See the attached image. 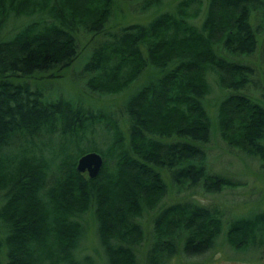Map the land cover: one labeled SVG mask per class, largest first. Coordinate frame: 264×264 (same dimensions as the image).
Wrapping results in <instances>:
<instances>
[{
    "label": "trees",
    "instance_id": "trees-1",
    "mask_svg": "<svg viewBox=\"0 0 264 264\" xmlns=\"http://www.w3.org/2000/svg\"><path fill=\"white\" fill-rule=\"evenodd\" d=\"M162 1L142 0L141 10ZM173 6L148 24L106 33L111 0H0V34L9 17L30 18L0 35V264H96L89 255L74 257L85 213L105 264H137L140 219L152 210L146 264H164L178 253L177 238L179 252L191 256L211 249L221 235L215 209L186 200L159 205L166 192L162 173L175 188L199 184L207 194L231 185L205 172L206 70L229 91L215 103L219 140L264 162V107L238 92L252 68L220 53H254L259 26L252 28L249 16L260 12L263 24L264 1L178 0ZM79 29L91 38L105 36L82 66L88 93L120 94L143 69L155 72L123 101L125 132L108 111L60 98L45 102L24 82L37 73L58 77L78 55ZM98 125L106 133L102 150L91 142ZM88 151L102 159L92 179L73 168ZM263 224L264 211L235 218L225 240L241 250L263 244L257 239Z\"/></svg>",
    "mask_w": 264,
    "mask_h": 264
},
{
    "label": "rangeland",
    "instance_id": "rangeland-1",
    "mask_svg": "<svg viewBox=\"0 0 264 264\" xmlns=\"http://www.w3.org/2000/svg\"><path fill=\"white\" fill-rule=\"evenodd\" d=\"M176 1L178 0H163L158 6H150L147 10H141L142 0H111L112 11L108 23H106L105 32L114 33L117 32L120 27H127L128 24H148L154 16H157L162 12L173 11ZM202 4L205 0H201ZM264 1V0H262ZM28 17H9L4 23V27L1 30V36L7 35L13 31V29L28 21ZM261 13L252 11L249 16V25L253 28L258 27L256 30V47L253 54L247 56L230 57L225 52H220L221 56H227L233 61L238 60L242 63H248L252 68V73L249 77V83L245 88L238 90L239 93H243L251 98H254L258 103L264 107V58L260 53V43L264 32V23H261ZM198 16L192 22H199ZM103 34L94 35L92 38L89 34H85L84 31L78 30L76 33V41L78 44V55L76 59L66 68L60 71L58 77L47 78L41 73L30 77H26L24 82L30 89L40 92L41 99L45 102L53 101L54 99H66L71 103H77L83 108L98 109L108 111L109 117L116 121L121 131L125 132L124 120V107L123 101L131 96L142 85L151 81L155 72L150 68L143 69L139 78L133 80V82L125 90L115 95H97L95 93H88L83 84L85 74L83 73V64L87 62L90 54V50L96 47L99 40L104 39ZM151 75V77H150ZM205 77L209 83V93L204 97L203 106L208 114L209 124V139L206 145H203L204 151V167L206 173H216L227 180L230 179L231 185L229 187H223L219 192L207 194L202 187L198 185L185 184L183 188H175L167 174L162 173L164 182L166 184V192L163 194V198L160 200V204L167 205L172 202L192 201L197 205L208 207V209H215L222 220L221 235L212 244V248L201 253V255H185L180 250V243L178 238L175 240L177 244L178 253L165 259L164 264H264V224L262 230L257 233V239L262 241L260 245H249L245 249L234 248L227 244L225 240V231L228 222L235 218L248 217L252 214L264 211V162L262 164L258 159L254 157H247L232 147H227L226 143L219 140L217 133V124L215 118V103L220 97H224L229 91H223L217 87L215 74L209 70L205 71ZM104 129L98 125L95 128L93 139L94 146L102 150L105 147L106 140L104 139ZM52 141H56L55 136H51ZM44 138L39 136L36 140H43ZM85 145V144H84ZM87 149H92L88 147ZM44 154L48 152L44 150ZM155 210L149 211L147 214H143L140 219L141 227L144 231V239L135 247V255L137 264L145 263V252L148 247L149 230L151 217L154 215ZM84 227V234L81 240H79V246L74 251L75 259H80L82 256H91L96 264H105V256L101 247L99 246L95 234V226L91 215L85 213L78 219Z\"/></svg>",
    "mask_w": 264,
    "mask_h": 264
},
{
    "label": "water",
    "instance_id": "water-1",
    "mask_svg": "<svg viewBox=\"0 0 264 264\" xmlns=\"http://www.w3.org/2000/svg\"><path fill=\"white\" fill-rule=\"evenodd\" d=\"M100 154L95 151H88L78 156L75 166V170L80 174L86 173V177L93 178L95 176L102 164V159Z\"/></svg>",
    "mask_w": 264,
    "mask_h": 264
}]
</instances>
